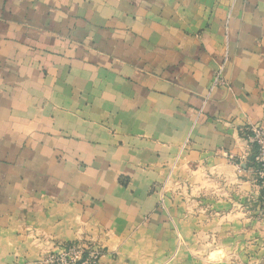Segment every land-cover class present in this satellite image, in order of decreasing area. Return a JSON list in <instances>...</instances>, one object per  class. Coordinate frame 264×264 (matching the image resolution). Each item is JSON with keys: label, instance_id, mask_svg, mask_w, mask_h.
<instances>
[{"label": "crops", "instance_id": "0c3cea01", "mask_svg": "<svg viewBox=\"0 0 264 264\" xmlns=\"http://www.w3.org/2000/svg\"><path fill=\"white\" fill-rule=\"evenodd\" d=\"M264 0H0V264H264Z\"/></svg>", "mask_w": 264, "mask_h": 264}, {"label": "built area", "instance_id": "2783aa9c", "mask_svg": "<svg viewBox=\"0 0 264 264\" xmlns=\"http://www.w3.org/2000/svg\"><path fill=\"white\" fill-rule=\"evenodd\" d=\"M243 133L250 145L255 148V163L258 176L264 183V128L248 126ZM100 250L96 246L87 244L61 245L58 252L50 253L45 258V264H97Z\"/></svg>", "mask_w": 264, "mask_h": 264}]
</instances>
